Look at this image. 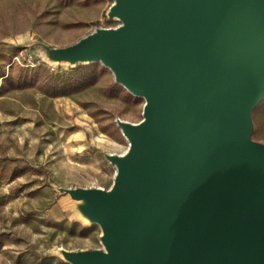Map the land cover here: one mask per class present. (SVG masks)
Returning <instances> with one entry per match:
<instances>
[{
	"label": "rangeland",
	"instance_id": "374dc122",
	"mask_svg": "<svg viewBox=\"0 0 264 264\" xmlns=\"http://www.w3.org/2000/svg\"><path fill=\"white\" fill-rule=\"evenodd\" d=\"M21 1L0 0V264H106L138 160L120 162V192L92 189L111 185L114 155L129 147L124 133L143 140L125 123L143 117L144 99L98 58L118 64L120 77L149 84L190 18H176V10L171 24L162 18L152 30L166 41L142 59L125 35L88 38L122 23L115 0H54L52 17L35 16L38 0ZM236 15L231 6L222 18ZM244 120V143L264 150V89Z\"/></svg>",
	"mask_w": 264,
	"mask_h": 264
},
{
	"label": "water",
	"instance_id": "95a60500",
	"mask_svg": "<svg viewBox=\"0 0 264 264\" xmlns=\"http://www.w3.org/2000/svg\"><path fill=\"white\" fill-rule=\"evenodd\" d=\"M194 3L119 0L141 30L171 24L174 10L190 19L149 84L123 77L144 93L152 120L139 130L140 174L121 192L106 264H264V150L244 143V116L264 89V21L255 0ZM231 6L238 15L225 21ZM156 33L159 47L124 31L88 38L125 35L145 59L166 41Z\"/></svg>",
	"mask_w": 264,
	"mask_h": 264
},
{
	"label": "bare ground",
	"instance_id": "6f19581e",
	"mask_svg": "<svg viewBox=\"0 0 264 264\" xmlns=\"http://www.w3.org/2000/svg\"><path fill=\"white\" fill-rule=\"evenodd\" d=\"M163 2H169V3H176L180 8L182 9H191L194 7L195 3L194 0H158ZM23 4H25V0L21 1ZM119 6V0H115L113 7ZM255 6L259 11L261 19L264 21V0H255ZM112 7V8H113ZM54 9H55V2L54 0H41L39 9L35 12V16L37 17H52L54 15ZM114 16L122 20V23L114 26V27H102L100 28V34L104 32H111V33H117L124 31L128 34L134 35L135 37H138L140 39H145V43H148L154 47H159L161 40L160 36L156 32H150L146 30H141L136 28L130 21L126 20L124 13H122L121 10H116L114 13ZM91 36V35H90ZM94 37V36H92ZM137 51H140L139 48H137ZM99 60H101L105 65H107L114 75L118 77V81L123 84L127 89L132 91L133 93H140L141 96L144 99V103L146 102V98L144 96V93L140 90V88L134 86L133 84L129 83L127 80H125L123 77H120V72H117L115 67L106 61L104 58L99 57ZM68 61L74 60L72 57L67 58ZM263 90H261L252 100V104L260 97ZM144 103H143V117L136 121V122H127L125 123L128 129L132 130L133 132H139V130H143L146 125H148L151 122V116L149 113V109H144ZM251 104V105H252ZM248 118V117H247ZM248 122V119H247ZM249 123V122H248ZM125 137L129 141V147L122 153L118 155H114V157L119 161L115 162L116 165V171L113 177V181L111 185L108 188L98 187L97 189H92V191H97L99 194H102L104 196L110 197L117 193L120 190V187L122 185L121 178L123 174V166L120 162H133L136 160V157L138 156V144L135 143L133 139V135L129 132L124 133ZM143 139V138H142ZM145 140V138H144ZM259 201H262L264 199V191L259 194L258 196ZM126 230L129 229V227L125 228ZM106 233V232H105ZM112 248L108 249V255L107 257L112 255Z\"/></svg>",
	"mask_w": 264,
	"mask_h": 264
},
{
	"label": "crops",
	"instance_id": "0c3cea01",
	"mask_svg": "<svg viewBox=\"0 0 264 264\" xmlns=\"http://www.w3.org/2000/svg\"><path fill=\"white\" fill-rule=\"evenodd\" d=\"M40 3H41V0H38V4L40 6ZM39 6H38V9H39ZM36 12V11H35ZM123 12V11H122ZM35 14V13H34Z\"/></svg>",
	"mask_w": 264,
	"mask_h": 264
}]
</instances>
